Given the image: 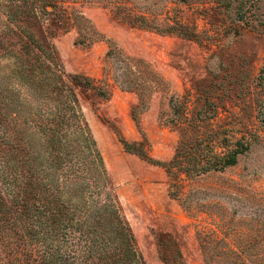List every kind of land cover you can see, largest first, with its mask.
<instances>
[{"label":"rangeland","instance_id":"rangeland-1","mask_svg":"<svg viewBox=\"0 0 264 264\" xmlns=\"http://www.w3.org/2000/svg\"><path fill=\"white\" fill-rule=\"evenodd\" d=\"M245 239L263 260L264 0H0V264Z\"/></svg>","mask_w":264,"mask_h":264},{"label":"trees","instance_id":"trees-1","mask_svg":"<svg viewBox=\"0 0 264 264\" xmlns=\"http://www.w3.org/2000/svg\"><path fill=\"white\" fill-rule=\"evenodd\" d=\"M198 144V143H196ZM127 151H130L127 149ZM239 149H231L220 157H215L212 160L203 159V163L197 165L198 171H207V170H222L228 166H233L237 162V154ZM254 245L251 240L245 239V242H242L240 248L235 249L233 247L226 246L225 249H219L218 251L224 254V259H213L212 257H207L206 264H264V259L257 262L255 259H250L252 262H246V258L243 253L252 252L250 251ZM247 252V253H248Z\"/></svg>","mask_w":264,"mask_h":264}]
</instances>
